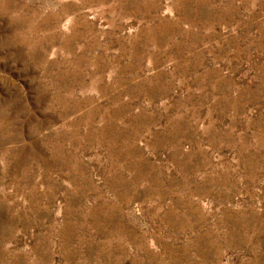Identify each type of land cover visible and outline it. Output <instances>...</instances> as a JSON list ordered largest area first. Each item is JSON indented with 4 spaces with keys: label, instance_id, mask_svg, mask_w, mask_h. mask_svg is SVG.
Listing matches in <instances>:
<instances>
[{
    "label": "rangeland",
    "instance_id": "obj_1",
    "mask_svg": "<svg viewBox=\"0 0 264 264\" xmlns=\"http://www.w3.org/2000/svg\"><path fill=\"white\" fill-rule=\"evenodd\" d=\"M0 264H264V0H0Z\"/></svg>",
    "mask_w": 264,
    "mask_h": 264
}]
</instances>
